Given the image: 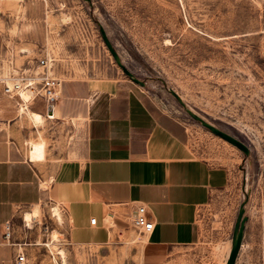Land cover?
Returning a JSON list of instances; mask_svg holds the SVG:
<instances>
[{"label": "rangeland", "instance_id": "obj_1", "mask_svg": "<svg viewBox=\"0 0 264 264\" xmlns=\"http://www.w3.org/2000/svg\"><path fill=\"white\" fill-rule=\"evenodd\" d=\"M99 23L127 68L145 80L147 103L179 122L188 151L229 170V190L240 194L248 215L235 264H264V0H0V159L29 160L32 145L43 141L45 157L34 162L52 172L56 161L82 147L83 106L71 104L76 118L58 109L48 117L40 95L5 90L42 70L39 58L47 57L48 72L71 83L68 91L81 98L103 92L115 78L132 81ZM171 89L244 140L250 154L193 118ZM57 94L55 105L62 99ZM30 110L43 115L42 123ZM32 211L28 224L24 213ZM214 213L210 206L206 223ZM102 221L104 231L83 240L57 201L16 207L10 236L0 233V264H16L18 251L23 264H141L143 236L129 214L113 217L106 210ZM214 225L219 237L232 223ZM220 245L214 238L213 246Z\"/></svg>", "mask_w": 264, "mask_h": 264}, {"label": "crops", "instance_id": "obj_2", "mask_svg": "<svg viewBox=\"0 0 264 264\" xmlns=\"http://www.w3.org/2000/svg\"><path fill=\"white\" fill-rule=\"evenodd\" d=\"M70 84H61L54 114L58 109L61 116L76 118L77 107L71 104L83 106L82 147L56 161L52 172L41 171L34 162L45 157L43 141L32 145L29 160L0 159V233L16 207L52 200L88 240L104 231L106 210L133 219L141 202L154 226L141 234L139 263L226 264L241 204L240 194L229 190V170L193 156L179 122L153 110L142 85L118 77L103 92L81 98L68 91ZM30 113L35 123H42L40 112ZM210 206L225 209L232 223L230 232L216 237L219 249L202 233L200 215ZM92 216L95 223L89 221Z\"/></svg>", "mask_w": 264, "mask_h": 264}, {"label": "built area", "instance_id": "obj_3", "mask_svg": "<svg viewBox=\"0 0 264 264\" xmlns=\"http://www.w3.org/2000/svg\"><path fill=\"white\" fill-rule=\"evenodd\" d=\"M38 66L42 68V70L38 71V73L34 74L30 80L27 81V83L23 86H20L19 83H14L15 90H19L22 87L28 86L31 88V90L34 92V94H38L42 97V99L45 101L46 104V110L49 113L50 110H52L54 101L58 97L57 91L61 87V79L58 76L52 75L48 72L50 64L47 57H41L38 59ZM6 91H12V89L7 85L5 87ZM33 94V93H32ZM47 113V114H48ZM240 207V206H239ZM211 211V210H210ZM215 213L213 214V218L208 217V223H206V214L200 215L201 222H205L206 226H203V228L208 229L209 232H206L207 236L204 235L205 239L208 242H211L213 244L214 233L217 231V228L214 225L215 221H225L226 216L221 214H224L225 209L221 210H215ZM210 213V212H208ZM218 214H220V218L218 217ZM96 218L94 216L90 217L89 221L90 223H95ZM133 225L140 231V232H149L152 230L154 223L153 220L148 216L147 214V208L144 203H138L133 211V219H132ZM208 224V225H207ZM203 225V224H202ZM4 236L9 237L11 234V222L10 219L6 220L4 223ZM203 233V232H202ZM16 264H23L25 260V255L23 252L18 251L15 258Z\"/></svg>", "mask_w": 264, "mask_h": 264}, {"label": "water", "instance_id": "obj_4", "mask_svg": "<svg viewBox=\"0 0 264 264\" xmlns=\"http://www.w3.org/2000/svg\"><path fill=\"white\" fill-rule=\"evenodd\" d=\"M85 1H88L89 3H91V0H85ZM99 29H100L101 35L103 37V40H104L106 46L108 47V49L111 52L113 58L115 59L116 63L121 67L123 72L125 74H127L128 77L133 82L139 83L141 85H144L145 84V80H143V79L139 78L138 76H136L123 63V61L121 60L120 55L115 50V47L113 46V44L111 43V41L107 37V35H106V33H105L104 29H103V26L100 23H99ZM171 92L183 104V106L186 108L188 113L193 118H195L196 120L200 121L203 125L208 127L214 133L220 135L221 137L227 139L231 143H233L236 146H238L239 148H241L247 155L250 154L251 149H250V147L248 146V144L244 140L240 139L238 136H236V135H234V134H232V133L220 128L216 124H214V123L208 121L207 119H205L202 115H200L194 109L189 107L187 105V103L182 99L181 95L177 91H175L174 89H171ZM245 203H246L245 201L241 202L239 210H238V214H237V217H236V221H235L234 228H233V234H232V248H231L230 255L228 257V260H227L226 264H235L236 263L238 254H239L241 246H242V241H243L244 234H245L246 222L248 220V215L246 213V205H245Z\"/></svg>", "mask_w": 264, "mask_h": 264}, {"label": "bare ground", "instance_id": "obj_5", "mask_svg": "<svg viewBox=\"0 0 264 264\" xmlns=\"http://www.w3.org/2000/svg\"><path fill=\"white\" fill-rule=\"evenodd\" d=\"M17 83H19L20 84V86H22L21 85V83L17 80L16 81ZM10 87V86H9ZM12 90H15V89H13L14 88V84H13V86L12 87H10ZM21 89H23L22 90V93L23 92H26L29 96L33 93V91L31 90V88L30 87H28V86H25V87H22ZM28 95H26V96H24V98H25V100H27V98H28ZM27 97V98H26ZM24 101V100H23ZM26 104H28V103H26ZM25 105V104H24ZM26 107V106H25ZM55 109H56V105L54 104L53 105V108H52V110H50L49 111V113L47 114L48 115V117H54V116H56L55 114H56V112H55ZM55 113V114H54ZM54 208V212H55V214L58 216V218L59 219H61V213L59 212V210H58V207H53ZM36 211V210H35ZM34 211V212H35ZM34 212L32 211V212H27V213H25L24 214V219H25V221L26 222H28V224H30V222L32 221V219H33V216L36 214H34ZM55 237V236H54ZM63 254V253H62ZM63 257H64V254H63ZM64 263H66V262H64Z\"/></svg>", "mask_w": 264, "mask_h": 264}]
</instances>
